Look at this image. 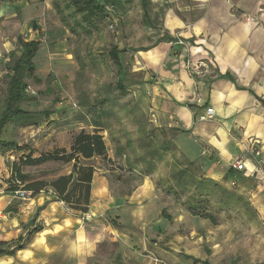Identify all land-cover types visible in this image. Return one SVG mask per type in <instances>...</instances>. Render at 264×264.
I'll use <instances>...</instances> for the list:
<instances>
[{"label":"crops","instance_id":"0c3cea01","mask_svg":"<svg viewBox=\"0 0 264 264\" xmlns=\"http://www.w3.org/2000/svg\"><path fill=\"white\" fill-rule=\"evenodd\" d=\"M120 2L127 10V14L122 15L124 20L135 16L141 24L134 30L127 25L125 36L131 35V41H127L131 45L126 51L125 48L118 49L124 51L119 59L126 66H131V74L136 78L141 76L131 87L129 99L132 111L134 105L142 108L155 127L171 131L180 155L199 167V182L217 188L222 185L237 186L253 197L264 193V175L254 170L248 154L253 147L264 152V0H147L146 11L142 0H132L134 5L130 4V0ZM132 6L134 8L130 9ZM50 7L49 0H19L7 3V7L3 5L0 13L9 8H20L29 18H42L45 13L52 17ZM247 17L255 18V22L247 23ZM178 40L187 45L188 51L178 45ZM187 58L204 69L203 77H193L184 68ZM207 109L214 110V118L201 120ZM125 130L134 132L136 129L131 124V129ZM103 135L106 138L107 132ZM239 156H245L249 164L248 170L243 173L231 168ZM95 168L90 207L94 200L103 199L106 206L104 213L112 224L97 221L94 225H86L85 229L80 226L78 230L71 231L66 227L67 220L73 223L70 218L61 220L57 217L53 222L58 223L50 222L53 227L62 228V235L66 234L64 232L75 234L84 231L85 252L78 264L164 262V258L141 256L135 248L137 239L124 232L125 227L120 229L125 225H120L116 219L121 221L127 211L120 204L122 201L136 203L139 207L134 214H143L149 229L164 230L169 219L163 216V210L170 209L167 203L173 197L157 186V175L137 177L139 183L129 195H113L111 184L118 183L114 179L118 170L108 166ZM258 202L264 219V200ZM55 204L62 214L63 204ZM44 205V210L38 212ZM44 205L23 225L38 213L37 223L42 222L45 230L35 236L25 250L14 256L0 257V264H48L51 254L64 251L69 245V241L62 237L59 245H52L56 235H47L43 240L40 238L50 228L47 217L53 215V204ZM151 206L161 217L159 220L151 218L150 213L147 215ZM178 207L180 222L193 216L187 205L181 203ZM168 216L171 217L172 213ZM160 222H163L162 225H156ZM127 225L134 226V222ZM3 226L0 225V243L12 242L20 236V230L16 231L18 235L10 232L3 235L2 230H6ZM142 229H145L143 224L130 227L136 233L142 232ZM8 236L12 237L8 239ZM199 241L204 242V238L200 237ZM138 242L145 246L149 239L144 235L143 240ZM205 248H202L203 253ZM180 253L179 264H203L205 261L221 264L212 261L214 253L211 256L206 253L196 256L187 250ZM234 261L230 259L228 264H234ZM72 264H76L75 260Z\"/></svg>","mask_w":264,"mask_h":264},{"label":"rangeland","instance_id":"374dc122","mask_svg":"<svg viewBox=\"0 0 264 264\" xmlns=\"http://www.w3.org/2000/svg\"><path fill=\"white\" fill-rule=\"evenodd\" d=\"M49 1L52 17L45 13L42 18H29L20 8H9L0 13V112L6 99L8 68L21 56L23 52L21 42L40 43L39 51L34 58L36 70L33 77L36 79L26 80L27 85L37 93V96L29 97V100L22 104L24 110L39 115L40 123L25 129H18L15 126L6 128L7 138L14 139L20 147L26 149L23 152L0 153V225H4L3 229H6L1 232L3 235L7 232L18 235L17 230H20L21 235L23 223L28 221L39 207L53 204V215L47 217L50 228L38 238L43 240L47 235L50 237L56 235L51 241L52 245H59L64 238L69 241V245L64 251L51 254L48 264H72L74 260L78 264L85 252L84 231L75 234L64 232L66 234L62 235V228L53 227L50 222L57 217L61 220L70 218L73 223L67 220L66 227L71 231L78 230L80 226L85 229L86 225H94L97 221H102L106 225L112 224L104 213L106 206L103 199L94 200L88 214L68 210L64 204L61 205L64 211L60 210L62 212L60 214L57 210L58 205L55 204L58 201L53 193L45 191L35 197H31L29 193L10 194L6 192L8 188L6 182L10 177L12 162L17 161L20 156L31 152L35 157H39L42 154L53 153L56 149H69L74 136L81 130L88 133L95 131V116L103 113L100 116L101 120L110 128L106 130V145L109 150L107 157H110V160L97 158L86 163L99 168L108 166L115 168L113 169L115 171L118 170L114 175L118 183L115 181L111 184L112 194H131L139 183L137 177L140 178V174L138 171L130 172L126 166V158H117L115 154L119 144L125 145L127 142L124 133H129L125 128L131 129L127 112L130 113L132 107L129 95L132 85L141 76L136 78L130 72L131 66H126L120 59L115 62L110 54L113 49L125 48L126 51L127 46L131 45L127 43L131 41V35L125 36L127 25L129 29L134 30L141 24L136 21L135 16L125 21L122 15L127 14L126 8L116 5L117 23L115 31L112 32L104 19L97 20L93 25L83 23L81 15H76L72 8H67L71 0ZM131 1L130 4L134 5ZM3 5L7 7V3L0 2V10ZM133 8L134 6L130 9ZM69 54L72 57H69ZM119 82L126 88V94L118 88ZM73 102L78 108H72ZM133 146L136 154H132L131 150H125L131 160L145 152L144 149H140L138 140H134ZM171 164L172 158L169 156L155 173L157 184L165 191L171 186L168 181L172 172ZM23 171L34 180L50 182L60 175L71 173V167L62 163H48L39 167H25ZM191 171L192 174L181 187H176L175 190L173 186L178 196H172L167 203L170 209L163 210V216L169 221L161 232L149 229L143 220L145 218L143 214H134L135 209L139 207L138 204H127L125 201L120 203L127 211L124 212L121 221L119 218L116 219L120 225H125L120 229L123 230L125 227L123 231L137 239L138 244L135 248L139 254L160 260L164 258V262L158 264H179L180 252L185 250L196 256L204 253L211 256L214 253L212 261L221 264H228L230 259L235 260L234 264H264V219L258 202L264 200V193L253 197L237 186L222 185L217 188L209 183L201 184L197 180L199 167L194 164ZM159 200L162 205V198ZM181 203L187 205L193 218L180 222L178 206ZM43 207L45 208V205ZM151 207L147 215L150 213L151 218L159 220L161 217L155 214L154 206ZM168 213H172V216H168ZM207 217H213L215 222H211ZM132 222L134 226L127 225ZM36 224L42 226V222ZM138 224L145 226L140 232L141 235L135 230H130V227ZM144 235L149 239L145 246L138 242L143 240ZM10 237L12 236H8V239ZM200 237L204 238V242L199 241ZM155 243L157 245L153 246ZM7 244L8 246L3 249L10 251L14 244L12 242ZM203 247H206L204 253Z\"/></svg>","mask_w":264,"mask_h":264},{"label":"trees","instance_id":"16d2710c","mask_svg":"<svg viewBox=\"0 0 264 264\" xmlns=\"http://www.w3.org/2000/svg\"><path fill=\"white\" fill-rule=\"evenodd\" d=\"M19 0H0L1 3H12ZM143 8L146 11L147 0H142ZM107 4L115 6V17L105 13L104 7ZM121 5L120 0H71L69 9L74 10V14L81 15L83 23L93 25L97 20L104 19L108 22V26L117 20V6ZM83 26V25H81ZM23 52L19 59L11 65L9 70V82L7 83L6 99L4 108L0 112V153L7 154L13 151L23 152L26 147H20L14 139L7 138V127L15 126L18 129H25L39 125V115L28 112L22 108V104L29 100V96L25 90L28 87L26 80L34 78L33 74L36 70L34 58L39 50L40 43L37 41L21 42ZM124 51L113 49L110 56L115 61H119L120 54ZM122 70V69H121ZM36 79V78H34ZM118 88L126 94V88L117 84ZM126 92V93H125ZM130 109L127 117L132 119L130 123L136 129L134 132L124 133L127 137L125 145L119 144L116 150L117 158H126V166L130 172L138 171L141 177H150L154 175L160 164L169 156L172 158L171 175L168 178L171 184L168 190L157 184L169 196H178L176 187H181L190 174H192V166L194 163L187 161L180 155L177 147L173 143L171 131L164 128L155 127L149 115L142 108L134 105V111ZM103 113H100V116ZM95 116L94 129L92 133L81 130L77 133L72 141L69 149H56L53 153L42 154L35 157L30 152L28 155H22L17 161H13L11 165L10 177L7 180V193H29L31 197H35L45 191L53 193L56 200L63 203L68 210L81 214H88L91 206L92 182L96 168L90 162L94 158L108 159V149L106 138L103 135L107 128L102 122V118ZM132 116V117H131ZM4 133L6 135H4ZM4 135V136H3ZM131 135V137H130ZM135 138V139H134ZM134 140H138L140 149H144L143 155H137L135 160H131L125 150H131L132 154H136L133 146ZM143 142V143H142ZM145 142V143H144ZM48 163H62L71 167V173L68 175H60L50 182L42 180H34L30 175L24 173L25 167H39ZM203 184V183H201ZM175 186V190L174 187ZM166 188V187H165ZM44 210L40 208L38 212ZM192 210V209H190ZM36 217L27 225L22 227L23 233L14 244L10 251H6L3 247L8 246L7 243H0V257L14 256L17 252L25 250L33 241L35 236L42 233L44 226H37ZM211 222H215L213 217H207ZM203 264H210L205 261Z\"/></svg>","mask_w":264,"mask_h":264},{"label":"built area","instance_id":"2783aa9c","mask_svg":"<svg viewBox=\"0 0 264 264\" xmlns=\"http://www.w3.org/2000/svg\"><path fill=\"white\" fill-rule=\"evenodd\" d=\"M105 13L115 17V6L112 4H107L104 7ZM115 21L114 23L111 24L109 26L110 30H114L115 28ZM246 22L247 23H254L255 22V18L253 17H247L246 18ZM178 45L180 47H184V49L186 48V50L188 51L187 45L181 41L178 40ZM184 68L193 76V77H197V78H201L203 77L204 74V69L202 67L196 66L192 63V61L190 60V58H187L185 63H184ZM26 94L29 97H36L37 93L30 87L28 86L25 90ZM200 102V101H199ZM72 108L76 109L78 108V105L73 102L72 103ZM215 116V112L213 109H207L206 110V115L204 117L201 118V120L207 121V120H212ZM251 161H252V166L254 168L255 171H258L259 173H261L262 175H264V152L262 151V149H259L258 147H253L249 153ZM249 164L248 161L246 159L245 156H239L235 159V161L232 163L231 168L239 173H243L245 171L248 170ZM21 194V193H17L16 195ZM25 194V193H22ZM63 204V203H62Z\"/></svg>","mask_w":264,"mask_h":264}]
</instances>
